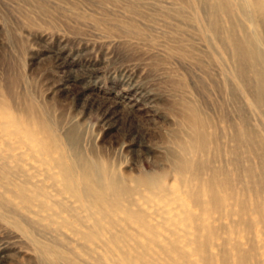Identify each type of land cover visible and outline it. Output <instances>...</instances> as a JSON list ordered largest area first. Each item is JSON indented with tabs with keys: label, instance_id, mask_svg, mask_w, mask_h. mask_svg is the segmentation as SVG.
Masks as SVG:
<instances>
[{
	"label": "rangeland",
	"instance_id": "rangeland-1",
	"mask_svg": "<svg viewBox=\"0 0 264 264\" xmlns=\"http://www.w3.org/2000/svg\"><path fill=\"white\" fill-rule=\"evenodd\" d=\"M189 3L0 0V114L41 117L63 143L76 128L84 155L109 159L121 174L163 175L176 189L180 174L175 161L183 158L192 162L185 187L205 186L212 176L219 179L217 192L225 200H219L211 216L188 204L191 212L211 217L212 233L203 232L201 247L190 240L196 232L186 227L190 222L179 221L172 229L161 224L151 233L131 221L122 224L127 233H120L109 249L123 251L136 264H205L201 253L214 254L213 264L223 259L240 264L231 245L237 242L250 254L242 264H264V107L257 104L256 92L239 88L230 93L216 85L222 77L202 70L203 64L211 73L222 70L214 50L218 44L199 19L194 25L203 29L194 26L190 40L188 15L194 8L197 18L201 14L194 1L189 11ZM190 44L196 46L193 68ZM189 143L187 158L182 145ZM44 168L17 136L0 129V264H42L38 243L21 230L37 217L18 204L16 186L51 190ZM34 227L36 239L56 243L40 224ZM166 236L179 239L181 258L164 251ZM70 255L81 264H101L84 249Z\"/></svg>",
	"mask_w": 264,
	"mask_h": 264
},
{
	"label": "bare ground",
	"instance_id": "bare-ground-1",
	"mask_svg": "<svg viewBox=\"0 0 264 264\" xmlns=\"http://www.w3.org/2000/svg\"><path fill=\"white\" fill-rule=\"evenodd\" d=\"M193 1L198 4V10L201 14L198 18L197 10L194 8L196 13L193 10L195 7ZM193 1L188 0L190 2L189 11L193 10L188 15V23H190L191 28L189 31H193L194 22L197 19L200 23L202 21V27L205 25V29L212 33L210 36H214L216 40L213 39V41L218 44V49L214 50H216L215 52L221 62L220 65H222V70L215 69V72L211 73L203 67L206 66L203 64L202 70L208 75L214 74L217 78L218 76L222 77V80L218 78L220 81L215 83L220 88L228 89L230 93H235L239 88L246 92H256L258 95L257 104L264 107V0ZM197 27L198 29L202 28ZM190 38L192 40V32ZM213 41L211 42L214 45ZM193 45L190 44L189 51V66L191 68L194 67L197 59L194 49L196 46ZM197 50H202V48L199 47ZM203 55L205 54L203 53ZM202 56L198 58L200 61H203ZM215 57H213L214 60ZM214 60L213 62H215ZM196 115L193 117L196 118ZM197 116H200L199 113ZM199 121L201 122L200 119L197 122ZM192 125L194 126L195 123ZM0 129L19 138L20 143L46 167L47 170L44 168L46 179L51 181V190L42 186L32 190H29L25 185L16 186L20 193L18 204L37 217L33 226L31 224L20 228L23 233H27L28 237L30 236L34 243H38L39 249L41 248L42 264H81L80 260H74L70 255L77 248L84 249V252L96 263L136 264L130 256L126 254L122 256L123 251L119 254L108 248L110 243L119 242L120 233H127L125 227L131 221L139 223L141 229L151 233H154V227L161 224L172 229L173 226H177L179 221L190 222L186 227L191 226L196 229L195 234H193L194 237L190 240L200 247L203 245V232L212 233L210 230L212 226L211 217L205 219L202 217L203 213L211 216L219 200L224 201L225 197H220L217 192L220 181L216 176H212L205 186L193 187L189 185V187H185L188 181L184 177L192 163L189 159L183 161L181 158L175 161L176 170H179L178 173L180 174V186L173 189L170 183H166L168 181L164 182L161 178L163 175L149 177L140 173L142 176L121 174L109 159L102 160L96 157L91 159L85 156L80 148L81 138L76 128L67 132L65 144L44 123L41 117H34L30 120L26 119L25 116L2 113L0 114ZM199 129L201 130V127ZM197 135L199 139L202 138V131H199ZM184 139L186 140V138ZM194 141L197 142L195 139ZM207 141L211 142L210 139ZM210 142L208 144H211ZM190 146V143L189 146L182 145L184 155L187 158L190 149L188 147ZM202 152L205 154L204 150ZM200 154L202 155V153ZM19 156L16 157L19 158ZM197 164L199 166V163ZM194 165L191 166V169ZM197 171L192 170V173ZM227 181L228 178L223 179L222 184ZM189 203L204 209V212L198 214L191 212ZM149 218L157 221L153 223L154 226L150 223ZM190 218L194 220L191 221ZM34 224H40L39 229L50 232L56 243L53 240L42 242L36 239L34 235L36 226L34 227ZM122 224H126V226L124 227ZM107 225L112 228V231L108 230L109 227L106 228ZM117 228L121 230L115 232L113 229ZM163 241L165 252L175 253L180 258L183 256L178 248L179 239L177 237L166 236ZM231 245L233 249L237 250L240 264L249 259L248 250L243 248L240 243L233 242ZM96 246L101 248L103 252L96 251ZM63 247L68 250H62ZM119 251L121 252L120 249ZM214 258V254L211 257L201 253V259L205 264H213ZM222 263L228 264V260L223 259Z\"/></svg>",
	"mask_w": 264,
	"mask_h": 264
}]
</instances>
